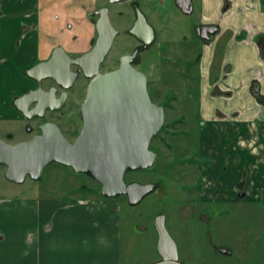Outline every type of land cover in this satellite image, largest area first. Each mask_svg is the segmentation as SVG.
<instances>
[{
	"label": "rangeland",
	"instance_id": "obj_1",
	"mask_svg": "<svg viewBox=\"0 0 264 264\" xmlns=\"http://www.w3.org/2000/svg\"><path fill=\"white\" fill-rule=\"evenodd\" d=\"M89 1L85 15L91 36L80 50L67 52L74 56L90 49L96 37L94 21L97 14L93 10L106 5L111 23L119 32L100 66V70L105 71L115 67L119 55L131 48L132 36L126 30L133 12L128 1ZM153 1L141 0L140 7L155 26L157 38L143 52L140 68L148 74L152 100L164 105L165 121L150 143V148L157 152L153 166L124 175L125 180L156 182L155 190L134 205L123 195L106 197L118 199L120 204L122 264H150L159 259L153 218L160 212L167 216V229L176 241L179 259L184 264H264V200L203 201L200 198L206 188L202 168L209 162L198 150L203 71L195 59L202 53L204 43L197 37L194 26L201 20L200 0H193L191 13L182 12L173 0L159 4ZM38 8L42 9L40 20L44 25L49 23L46 28L51 31L48 32L51 38L65 35L67 27L77 19L78 24L73 23L72 27L76 32L72 35L86 38L84 20L81 19L84 17L76 0H40ZM53 22L65 23L66 28L62 27L56 33L51 28ZM226 42L227 39L224 45ZM25 69L23 75L28 77ZM7 77L0 74V138L15 143L29 139L41 119L23 118L12 103L23 91L3 89ZM87 83L86 78L76 80L66 106L56 113L47 112L42 118L53 119L70 140L81 126L78 106L84 98ZM31 86L33 84L28 85ZM241 87L238 83V89ZM6 104L15 110L11 112H15V117L8 116L11 114ZM4 172L5 166L0 164V196L103 197L96 180L56 162L45 166L37 180L27 176L22 182H14L7 179ZM201 213H205L206 221L200 218ZM219 248L227 249L230 254L219 253Z\"/></svg>",
	"mask_w": 264,
	"mask_h": 264
},
{
	"label": "crops",
	"instance_id": "obj_2",
	"mask_svg": "<svg viewBox=\"0 0 264 264\" xmlns=\"http://www.w3.org/2000/svg\"><path fill=\"white\" fill-rule=\"evenodd\" d=\"M39 3H0V74L8 76L3 89L24 91L32 85L23 75L25 68L46 58L57 44L66 51L80 50L91 36L85 15L89 0H76L84 17L83 39L72 35L78 19L65 35L51 38L49 23L40 20ZM262 5L261 0L199 2L200 19L217 25L214 35L202 41L199 62L198 150L209 159L202 168L203 201L264 200ZM62 27L65 23L51 25L56 33ZM6 107L8 116L15 117V110ZM119 207L118 199L106 197L0 196V264H122Z\"/></svg>",
	"mask_w": 264,
	"mask_h": 264
},
{
	"label": "water",
	"instance_id": "obj_3",
	"mask_svg": "<svg viewBox=\"0 0 264 264\" xmlns=\"http://www.w3.org/2000/svg\"><path fill=\"white\" fill-rule=\"evenodd\" d=\"M174 3L184 12L192 9V0ZM135 12L129 32L147 45L154 38V29L139 7ZM95 13L97 35L92 47L70 56L63 46L55 45L46 59L25 69L37 87L13 99V105L26 118H42L46 109L58 110L64 105L65 89L81 72L89 82L79 106L82 123L78 133L70 140L55 121L45 120L38 124L39 132L30 139L9 143L0 138V164L5 166L7 179L22 182L27 176L39 179L44 167L56 162L92 177L100 184L103 197L125 195L134 205L154 191L157 183L125 182L124 175L153 166L157 152L150 148V143L164 126L165 111L163 105L150 98L145 73L130 64L132 54L121 55L118 67L100 71L118 30L111 23L107 6L96 8ZM216 29L201 26L200 36L208 39V33L213 34ZM71 65L76 67L73 69ZM46 79H53L63 88L59 96L57 86L42 87L41 82ZM153 226L160 259L150 264H183L176 241L166 227L164 212L154 216ZM218 252L230 254L225 248H219Z\"/></svg>",
	"mask_w": 264,
	"mask_h": 264
},
{
	"label": "flooded vegetation",
	"instance_id": "obj_4",
	"mask_svg": "<svg viewBox=\"0 0 264 264\" xmlns=\"http://www.w3.org/2000/svg\"><path fill=\"white\" fill-rule=\"evenodd\" d=\"M109 1V0H108ZM124 1H128V3H129V6H130V8H131V10H132V12H133V18H132V20H131V23H130V25L128 26V28H127V32L132 36V40L133 41H130L131 43H130V50H128V51H124V52H122L120 55H119V57L121 56V55H123V54H132V57H131V59H130V64L133 66V67H135V68H137V69H139L140 71H142L143 73H145V75L147 76V88H148V92H149V95H150V98H151V90H150V88H149V77H148V74L146 73V72H144L140 67H141V65H142V54H143V52L146 50V49H148L154 42H155V40H156V38H157V30H156V28H155V26L148 20V17H147V15H146V13H145V11L144 10H142L141 9V0H124ZM174 1V0H173ZM111 2V1H110ZM153 2H155L156 4H159L161 1L160 0H154ZM175 4V3H174ZM101 6H103V5H101ZM106 6V5H105ZM100 7V6H99ZM136 7H139L140 8V10L144 13V15H145V17H146V19H147V21H148V23L153 27V29H154V38H153V40L149 43V44H147V45H144V43L139 39V38H137L135 35H133L132 33H130L129 32V29H130V27H131V25L133 24V22H134V20H135V18H136V12H135V9H136ZM177 7V6H176ZM98 8V7H97ZM178 9H180L179 7H177ZM193 9H194V3H193V0H192V9H191V11L190 12H184L183 10H181L182 12H184V13H191L192 11H193ZM108 11H109V8H108ZM93 12L95 13V9L93 10ZM120 14L122 13L121 11L119 12ZM217 26L216 25V23H214V22H203L202 20H199V22L198 23H196V25L194 26L195 27V30H196V33H197V37L201 40V41H204V40H207L206 38H202L201 36H200V34H201V26ZM95 26V25H94ZM96 31V30H95ZM119 32V31H118ZM118 34V33H117ZM96 35H97V33H96ZM208 35H209V38L211 37V36H213L214 34H210V33H208ZM96 38V37H95ZM95 38H94V40L92 41V43H91V47H92V45L94 44V41H95ZM115 38V37H114ZM208 38V39H209ZM114 41V40H113ZM113 44V43H112ZM57 45H60V44H57ZM90 47V48H91ZM111 48V47H110ZM68 53V52H67ZM108 53V52H107ZM70 56H73V55H70ZM75 56V55H74ZM106 56V55H105ZM200 57H201V52L199 53V55L196 57V59H195V62L196 63H198V62H200ZM102 64V63H101ZM101 64H100V66H101ZM151 64V63H150ZM119 66V58H118V62H117V65L115 66V67H112V68H109V69H107V70H111V69H113V68H116V67H118ZM76 66L75 65H71V68H75ZM107 70H105V71H107ZM101 71V70H100ZM101 72H103V71H101ZM80 77H82V78H86L87 80H88V82H89V78H87V77H85L81 72L78 74V76H77V78H76V80H78ZM76 80L74 81V83L69 87V88H67V89H65L66 91H67V96H66V98H65V102H64V105L60 108V109H62V108H64L65 106H66V103H67V100L69 99V95H70V90L73 88V86L75 85V83H76ZM42 87L43 88H48V87H50V86H57V84L55 83V81L53 80V79H46V80H42ZM32 84H33V86H31V87H28L27 89H25L22 93H24V92H27L29 89H32V88H36L37 87V82L36 81H34L33 79H32ZM87 85H88V83L86 84V86H85V92H84V97H85V94H86V89H87ZM63 90V88L62 87H59V86H57V90H56V95L57 96H59V94L61 93V91ZM74 90H76V89H74ZM22 93H20V94H18L17 96H19V95H21ZM16 97V96H15ZM14 97V98H15ZM13 98V99H14ZM84 99V98H83ZM152 99V98H151ZM83 101V100H82ZM12 103H13V100H12ZM81 104V103H80ZM80 104H79V106H80ZM159 104V103H158ZM161 105H163V104H161ZM79 106H78V113H79ZM163 107H164V105H163ZM16 108V107H15ZM60 109H58V110H51V109H46L45 110V114L47 113V112H50V113H56L57 111H59ZM19 111V110H18ZM8 114V113H7ZM22 114V113H21ZM23 115V114H22ZM45 116V115H44ZM44 116L42 117V118H44ZM80 116V115H79ZM23 118H25V119H27V120H32L33 118H26L25 116H23ZM42 118H38V117H35V119H41V121H39V122H37L36 124H35V127H36V131L34 132V134L35 133H37V132H39V129L37 128V126H38V124L39 123H41V122H43V121H45V120H52V121H54L53 119H42ZM81 119V118H80ZM81 123H82V121H81ZM81 127V126H80ZM80 129V128H79ZM28 130H29V132H31V126L29 125L28 126ZM33 134V135H34ZM32 135V136H33ZM31 136V137H32ZM76 136V135H75ZM74 136V137H75ZM30 137V138H31ZM29 138V139H30ZM92 178V177H91ZM125 180V179H124ZM133 180H135V179H127V180H125V182H130V181H133ZM153 182V181H152ZM124 197H126L125 195H123ZM200 218L202 219V220H204V221H206V219H205V213H201V215H200ZM166 220H167V216H166ZM167 227V226H166ZM155 230V229H154ZM169 231V230H168ZM170 233V232H169ZM155 234H156V242H157V233H156V231H155ZM173 237V236H172ZM156 253H157V249H156ZM158 254V253H157ZM178 256H179V253H178ZM158 257H159V255H158ZM159 259H160V257H159ZM158 259V260H159ZM158 260H156V261H158ZM156 261H154V262H156ZM179 261L180 262H182L180 259H179ZM153 263V262H152ZM183 263V262H182ZM184 264V263H183Z\"/></svg>",
	"mask_w": 264,
	"mask_h": 264
},
{
	"label": "trees",
	"instance_id": "obj_5",
	"mask_svg": "<svg viewBox=\"0 0 264 264\" xmlns=\"http://www.w3.org/2000/svg\"><path fill=\"white\" fill-rule=\"evenodd\" d=\"M261 3L263 4V6H264V0H261ZM205 165V164H204ZM101 195V194H100Z\"/></svg>",
	"mask_w": 264,
	"mask_h": 264
}]
</instances>
